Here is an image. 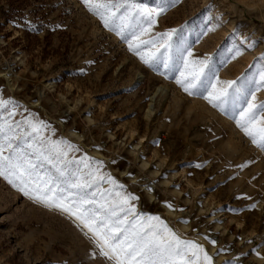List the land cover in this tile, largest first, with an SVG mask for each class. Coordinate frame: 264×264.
Returning a JSON list of instances; mask_svg holds the SVG:
<instances>
[{
    "label": "rangeland",
    "instance_id": "1",
    "mask_svg": "<svg viewBox=\"0 0 264 264\" xmlns=\"http://www.w3.org/2000/svg\"><path fill=\"white\" fill-rule=\"evenodd\" d=\"M194 20L219 24L195 44L197 57L211 55L219 66L244 48L222 67V79L250 71L264 54V0H181L155 30L191 28ZM0 95L48 122L54 138L103 160L139 196L141 213L160 216L212 254L227 249L216 264L237 257L264 264L253 251L264 256V151L233 120L144 65L82 0H0ZM94 251L73 219L0 177V264H108Z\"/></svg>",
    "mask_w": 264,
    "mask_h": 264
},
{
    "label": "snow or ice",
    "instance_id": "2",
    "mask_svg": "<svg viewBox=\"0 0 264 264\" xmlns=\"http://www.w3.org/2000/svg\"><path fill=\"white\" fill-rule=\"evenodd\" d=\"M180 2L82 0L144 65L233 120L244 136L264 151V100L258 96L264 92V54L249 65L250 71L236 79H222V67L243 56L244 48L236 47L219 66L211 55L197 57L194 53L195 44L214 33L218 23L200 27L194 20L191 28L186 22L180 28L155 30L160 19ZM245 43L248 49L256 46L255 42ZM22 107L0 95V177L35 203L73 219L95 245L93 258L103 257L108 264H216L215 258L227 251L219 248L212 254L160 216L141 213L136 204L139 196L107 171L103 160L83 153L65 138H54L56 130L48 122L27 108L21 111ZM167 207L183 211L171 203ZM204 239L216 247L215 239ZM253 251L264 260L258 249ZM237 261L238 257L225 264Z\"/></svg>",
    "mask_w": 264,
    "mask_h": 264
},
{
    "label": "bare ground",
    "instance_id": "3",
    "mask_svg": "<svg viewBox=\"0 0 264 264\" xmlns=\"http://www.w3.org/2000/svg\"><path fill=\"white\" fill-rule=\"evenodd\" d=\"M242 42H245V41L242 39ZM7 79H8V78H7ZM160 90L163 91V90H166V88H159L158 91H157V93H158ZM162 91H161V92H162ZM151 106H152V105H151V103H150L149 110H148V113H147V117H150L151 114H152ZM148 189L151 190L150 188H148ZM149 195H150V196H153V191H149Z\"/></svg>",
    "mask_w": 264,
    "mask_h": 264
}]
</instances>
